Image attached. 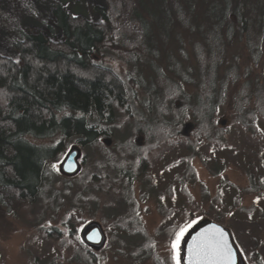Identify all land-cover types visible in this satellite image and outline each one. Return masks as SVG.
I'll use <instances>...</instances> for the list:
<instances>
[{"label":"trees","instance_id":"trees-1","mask_svg":"<svg viewBox=\"0 0 264 264\" xmlns=\"http://www.w3.org/2000/svg\"><path fill=\"white\" fill-rule=\"evenodd\" d=\"M200 1L205 12L192 22L190 0H105L94 7V21L72 15L57 0L43 21L8 41L17 59L0 51V203L40 197L48 185V162L67 144L80 149L98 144L117 121V110L130 115L132 132L140 136L117 148L120 159L107 161L129 176L131 170L144 173L145 155L180 134L224 143L216 113L229 87L236 123L250 132L249 121L264 120V79L252 75L250 66L241 69L238 55L228 54L234 43H243L257 62L264 0ZM176 28L186 32L189 51L169 50ZM57 36L60 42L54 41ZM105 45L120 58L116 71L104 64ZM188 111L193 124L185 122ZM78 232L80 244L90 249ZM83 255L94 264L90 250Z\"/></svg>","mask_w":264,"mask_h":264},{"label":"rangeland","instance_id":"rangeland-1","mask_svg":"<svg viewBox=\"0 0 264 264\" xmlns=\"http://www.w3.org/2000/svg\"><path fill=\"white\" fill-rule=\"evenodd\" d=\"M56 1L0 0L3 57L17 59L8 41L21 28L43 21ZM58 1L72 15L91 21L97 19L94 7L105 5V0ZM188 7L193 22L201 18L206 6L190 0ZM35 12L42 16L38 18ZM235 19L232 14L230 20ZM121 25L114 24L111 31ZM61 40L57 36L54 41ZM188 40L186 32L176 28L169 50L181 46L189 51ZM260 44L256 63L243 43H234L228 54L238 55L241 69L250 66L252 75L264 79V38ZM111 47L105 45L101 53L104 64L116 71L120 58ZM119 62L128 68L127 62ZM232 92L229 87L216 113V121L225 128L224 143H209L202 136L195 138L193 132L189 137L180 134L145 155L144 173L131 170L130 176L122 175L115 163L107 161L120 159L117 148L140 136L132 132L128 113L117 110V121L98 144L81 149L67 144L48 162V185L40 197L19 204L0 203V264H91L84 262V250H90L94 264H173L177 262L179 242L172 247L177 234L203 217L230 229L247 264H264V120L257 116L249 121L254 125L250 132L236 123ZM194 120L188 111L185 122L193 124ZM74 147L79 169L63 175L60 163ZM91 221L101 226L106 237L98 250L84 248L74 233Z\"/></svg>","mask_w":264,"mask_h":264},{"label":"water","instance_id":"water-1","mask_svg":"<svg viewBox=\"0 0 264 264\" xmlns=\"http://www.w3.org/2000/svg\"><path fill=\"white\" fill-rule=\"evenodd\" d=\"M77 155L78 149L75 147L71 148L67 152L59 166V171L63 175H72L78 171L79 167L76 161ZM216 229H219L224 233V238L227 240L229 247L232 249V264H247L230 229L206 217L196 221L182 235L178 244L177 263L197 264L194 259L193 249L197 244L203 241L204 237H202V234L207 232V234L210 235L215 232ZM78 237L85 246L94 250L100 249L106 239L101 226L97 222L93 221L83 224V226L79 229Z\"/></svg>","mask_w":264,"mask_h":264},{"label":"snow or ice","instance_id":"snow-or-ice-1","mask_svg":"<svg viewBox=\"0 0 264 264\" xmlns=\"http://www.w3.org/2000/svg\"><path fill=\"white\" fill-rule=\"evenodd\" d=\"M187 227H190V225H186L177 234L176 241L172 245L174 249L177 247ZM202 237H204L203 241L193 249L194 259L197 264H232V249L229 247L227 240L224 238V233L221 230L216 229L210 235L206 232L202 234Z\"/></svg>","mask_w":264,"mask_h":264}]
</instances>
